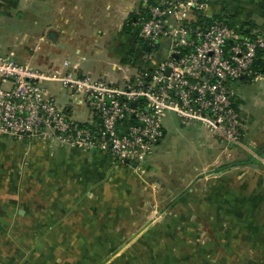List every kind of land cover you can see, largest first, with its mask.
<instances>
[{
	"label": "crops",
	"instance_id": "obj_1",
	"mask_svg": "<svg viewBox=\"0 0 264 264\" xmlns=\"http://www.w3.org/2000/svg\"><path fill=\"white\" fill-rule=\"evenodd\" d=\"M143 3L3 0L0 24L28 27L46 39L54 29L58 39H42L39 47L36 39L27 50L23 35L0 54L13 52L19 62L41 70H71L121 84L147 58L135 28ZM15 11L31 17L30 21L16 23L7 18ZM209 14L224 16L250 34L264 27V0H217ZM168 43L167 38L161 39L157 61L167 56ZM64 61L70 62L68 67ZM260 61L264 62V54ZM235 86L242 146L225 145L202 124L184 123L168 112L165 135L142 169L108 153L63 146L57 140L0 137V264H27L41 250L73 248L70 241H101L91 244L97 249L93 254L105 256L106 240L144 234L141 230L156 210L183 195L193 183L209 178L221 184L216 195L224 188L225 200L245 201L255 219L264 224V154L263 161L252 155L264 149V76L242 79ZM50 87L74 120L91 119L86 106L72 101L58 83ZM76 248L85 246L79 242ZM257 257L258 264H264V247Z\"/></svg>",
	"mask_w": 264,
	"mask_h": 264
},
{
	"label": "built area",
	"instance_id": "obj_2",
	"mask_svg": "<svg viewBox=\"0 0 264 264\" xmlns=\"http://www.w3.org/2000/svg\"><path fill=\"white\" fill-rule=\"evenodd\" d=\"M216 1L144 0L136 36L147 58L121 84L71 70H41L15 60L13 52L0 54V137L57 140L142 169L172 112L184 123L202 124L225 145L242 146L235 85L264 76V27L248 34L226 17L209 14ZM162 38L168 53L157 61ZM50 83L82 102L91 119L69 116ZM252 155L263 161L257 152Z\"/></svg>",
	"mask_w": 264,
	"mask_h": 264
},
{
	"label": "rangeland",
	"instance_id": "obj_3",
	"mask_svg": "<svg viewBox=\"0 0 264 264\" xmlns=\"http://www.w3.org/2000/svg\"><path fill=\"white\" fill-rule=\"evenodd\" d=\"M7 18L27 23L31 17L15 11ZM23 35L27 50L36 39V47L42 39L48 41L41 32L2 22L0 52ZM220 185L210 178L193 183L183 195L156 210L141 230L144 234L129 240H106L105 256L93 254L97 249L91 244L101 241H70L73 248L41 250L27 264H258L257 254L264 247V238H259L264 237V224L255 219L245 201L225 200L224 188L216 195ZM79 242L85 248H76Z\"/></svg>",
	"mask_w": 264,
	"mask_h": 264
},
{
	"label": "water",
	"instance_id": "obj_4",
	"mask_svg": "<svg viewBox=\"0 0 264 264\" xmlns=\"http://www.w3.org/2000/svg\"><path fill=\"white\" fill-rule=\"evenodd\" d=\"M47 38L49 40H51V41H57V39H58V31H56L54 29L49 30L48 34H47ZM148 49H149V47H148ZM132 105L135 106V103H132Z\"/></svg>",
	"mask_w": 264,
	"mask_h": 264
},
{
	"label": "trees",
	"instance_id": "obj_5",
	"mask_svg": "<svg viewBox=\"0 0 264 264\" xmlns=\"http://www.w3.org/2000/svg\"><path fill=\"white\" fill-rule=\"evenodd\" d=\"M136 18L138 19V15H136ZM262 154V153H261Z\"/></svg>",
	"mask_w": 264,
	"mask_h": 264
}]
</instances>
